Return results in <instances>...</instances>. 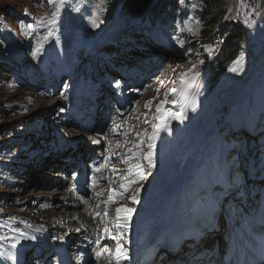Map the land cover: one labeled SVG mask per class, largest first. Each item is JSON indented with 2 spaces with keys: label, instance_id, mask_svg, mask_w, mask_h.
<instances>
[{
  "label": "rangeland",
  "instance_id": "rangeland-1",
  "mask_svg": "<svg viewBox=\"0 0 264 264\" xmlns=\"http://www.w3.org/2000/svg\"><path fill=\"white\" fill-rule=\"evenodd\" d=\"M234 2L235 15L247 35L243 53L249 43L250 17L264 8V1ZM103 6L104 0H63V3L61 0H0V209L3 210L0 237H4L0 239V251L4 255L2 258L0 255V264H7L10 256L5 248L18 244L19 237L31 227L16 219L32 220V215L21 207L27 201V194L36 193L29 198L30 206L40 195L37 191L43 193L37 180L53 173L59 174L62 180H70L77 159L68 164L62 159L54 160L58 154L54 146L66 134L63 127L72 132L80 131V126L99 127L94 132L104 136L110 126L131 123L133 136L127 145H134L144 155L147 173L141 169L136 172V176L144 180L140 185H128L127 197L145 203V193L141 197L144 187L155 174L161 176L167 164V161L162 162L169 160V153L180 144L182 136L188 134V126L202 115L207 104L203 103L199 79L202 66L208 62L190 53L189 47L172 29L152 24L149 8L135 21L116 18L106 22L102 18ZM200 7L198 2H191L183 24L196 43L200 40L201 26L193 9ZM215 20L218 22L219 17ZM93 21L97 27H93ZM29 24L33 27L28 28ZM220 27L223 30V25H219V30ZM232 46L235 43L230 42L228 47ZM217 50L214 45L203 51L211 59ZM203 91L206 94L205 89ZM251 101L253 105L259 103L264 110V91ZM244 111L235 112L232 119L223 122L214 157L215 167L226 172L223 183L231 189L228 191H237L242 198L250 191L251 182L246 174L251 162L264 183V114L258 120L256 134H245L240 127ZM173 114L182 116V121ZM54 131L55 134H48ZM166 131L169 134L166 135ZM103 146L101 152L108 159L105 156L102 165L111 168L114 163L109 158L113 147ZM72 149L82 150L77 146ZM219 152L223 159H219ZM73 153L66 154L75 156ZM149 153L151 165L157 166L153 174L149 172ZM104 172L105 169L100 174ZM52 188L55 185L48 189ZM132 191L137 194L132 195ZM66 196H69L68 190L62 194V204ZM136 207L135 203L131 209ZM177 212L180 216L175 212L170 224L199 217L192 208ZM20 216L25 217L20 220ZM34 221L43 222L40 217ZM219 222L223 223L221 216ZM11 224L14 227L8 228ZM115 228L108 234L112 241L123 232L122 224L116 223ZM200 241H188L185 245H197ZM45 247L38 243L24 252L9 250L14 251L12 254H24L26 259H31L26 261L29 264H50L51 247L43 251ZM21 262L17 260L16 264Z\"/></svg>",
  "mask_w": 264,
  "mask_h": 264
},
{
  "label": "bare ground",
  "instance_id": "bare-ground-1",
  "mask_svg": "<svg viewBox=\"0 0 264 264\" xmlns=\"http://www.w3.org/2000/svg\"><path fill=\"white\" fill-rule=\"evenodd\" d=\"M248 28L250 32L249 43L243 52V61L239 65L233 63L230 66L218 87L210 96L206 112L190 127L187 131L188 134L182 136L180 144L169 153V160L167 158L162 162L164 164L167 161V164L163 165L164 170L163 172L161 171V176L159 177V175L155 174V178L151 183L144 187L141 197L145 193V203L143 201L135 202L137 207L133 208L131 213L126 210L131 209L130 206L135 203L134 200L127 197V186L140 185L142 183L144 179L136 176L138 170L141 169L144 173H147L144 165V155L134 145L133 147L127 145V142L133 136L134 128L132 124L123 123L110 126L105 131L104 136L94 132L98 131L99 127L80 126L78 127L80 131L76 130L75 132H72V129L63 127L64 131H66L64 136L69 139V143L63 144V150L54 148L59 154L55 155L57 158L54 157L56 162L60 159H69L67 160L69 162L70 159L82 157L96 162L98 157L96 155L93 156V154L94 152L96 154L97 150L93 147V143H101L107 146L110 144L113 147L112 155L109 159L114 165L111 168H104L102 161L98 160L95 182L87 190L89 192L91 187L95 188L94 192L90 191L91 194L93 193L92 199L85 196V194H75L69 184L71 179L62 180L58 177L59 174L53 173L49 175L50 177L38 179L37 184L43 190V193L37 191L40 195L37 194L39 197L36 196V200L30 206L28 204L29 198L36 193L27 194V201L23 202L21 208L26 210L29 215H32L31 219L33 221L39 217L42 218L43 222L39 223H45V228L49 227L50 229L47 232L45 228L41 227L35 236L36 239H29L30 236L28 237L25 233L22 234L19 237L18 244H16L17 252L25 249L22 247L25 243L23 239L28 238L35 246L38 243L46 244L48 242L45 249L51 247V252L49 253L48 251V253L54 258L56 257V250L61 244V238L65 237L72 242L78 239L82 240L79 246H83L87 252L92 251L94 246L96 247V252H98L103 246L112 244L108 234L113 232V229H116V223H124L127 217L135 219L131 224L132 227L127 229L128 235L143 239L146 235H149V230L160 227L165 208L171 206L170 211L172 212L180 211L181 209L185 210L186 207L184 205L187 199L194 198L191 191L195 185L191 182L196 177V165L203 162L204 169H216L223 176L221 170L214 166L213 159L215 150L221 140L219 137L220 126L235 111H240L253 105L251 99L254 100L264 90V8L251 15ZM232 68H237V70L232 71ZM207 129L209 131L214 130V136L210 140L207 137L210 133ZM48 134H55V131L48 132ZM60 142L62 141L60 140ZM135 145L138 146L137 144ZM74 146L82 150L75 151L72 149ZM99 150H102V148ZM67 152H74L75 156H68ZM62 154L66 155L60 156ZM57 164L55 163V165ZM156 167L151 166L149 172L153 174V170H155L156 173ZM104 169L105 172L100 174ZM54 185L55 188L48 189ZM66 190H69V196L66 197L65 203L62 204L60 200ZM119 191L123 193H119ZM131 193L132 195L137 194L136 191ZM187 196L190 197L186 198ZM181 203L183 206H181ZM117 209H120L119 214ZM51 212L54 214H51ZM210 213L213 214H210L207 219L196 218L186 224H177L176 228L173 229L174 231L162 235V238L185 237L190 240L192 237H199L202 233H206L207 229L215 225L216 228L211 229L207 234L217 232L219 233V241L223 242L227 229L221 226L223 223L217 222L216 212L212 211ZM178 214L176 212L175 215ZM24 217L20 216V219H24ZM172 217L173 214H171L169 220ZM192 217L194 218L195 216ZM27 225L30 224L28 223ZM27 233L29 234V229ZM45 237L46 239H43ZM212 241L214 240L207 239L199 243L210 245ZM28 247L26 246V248ZM159 250L166 254L163 248H159ZM104 253L101 251L99 254L104 255ZM13 255L24 259V256L20 253ZM16 261L17 259L15 261L7 260V264H15ZM89 261L87 264H94L93 260ZM103 262L99 261L98 264H103ZM153 264H164V262L155 259Z\"/></svg>",
  "mask_w": 264,
  "mask_h": 264
},
{
  "label": "trees",
  "instance_id": "trees-1",
  "mask_svg": "<svg viewBox=\"0 0 264 264\" xmlns=\"http://www.w3.org/2000/svg\"><path fill=\"white\" fill-rule=\"evenodd\" d=\"M191 2H198L201 6L193 9L201 26L198 43L194 42L193 37L178 31L188 15L187 8ZM148 7L152 24L158 23L164 28H173L175 34L178 31L177 34L185 39L184 44L189 47L190 53L208 62L202 66V71L203 79L211 91L247 40L246 31L237 20V14L235 15L234 0H104L102 18L106 22L116 18L137 20ZM216 16L219 17L218 22L215 20ZM220 24L223 25V30L222 27L219 30ZM230 42L232 45L235 43L233 48L228 47ZM214 45L218 50L213 58L208 59L207 52L203 50Z\"/></svg>",
  "mask_w": 264,
  "mask_h": 264
},
{
  "label": "snow or ice",
  "instance_id": "snow-or-ice-1",
  "mask_svg": "<svg viewBox=\"0 0 264 264\" xmlns=\"http://www.w3.org/2000/svg\"><path fill=\"white\" fill-rule=\"evenodd\" d=\"M181 2H183V0H181ZM61 3H63V0H61ZM195 6V5H194ZM78 10V9H77ZM25 11H27V10H25ZM92 24H93V27H97L98 25L96 24V22L95 21H93L92 22ZM33 26L31 25V24H29L28 25V28H32ZM52 33H49V35H51ZM47 38V37H46ZM243 53H241V55L235 60V61H233V63L234 64H236V65H239L242 61H243ZM193 67H195V66H193ZM232 71H236L237 70V68H232L231 69ZM198 75V74H197ZM119 85V82L117 81V86ZM194 110V109H193ZM61 111H63V109H61ZM173 115H176V114H173ZM176 118L177 119H180L181 121H182V119H183V117L182 116H179V115H176ZM155 135V134H154ZM149 147H152V145H149ZM148 159H149V166H152L151 165V153H149V156H148ZM132 199L133 200H135V197H132ZM128 213H131L133 210L132 209H127L126 210ZM119 212H120V209H117V213L119 214ZM124 227L125 228H127V223L125 222V224H124ZM0 239H4V237H0ZM29 239H36V237H29ZM62 239V238H61ZM12 247L13 248H15L16 247V244L14 243V244H12ZM0 255H3L2 253H0ZM127 259L128 257H127V255H126V253L125 252H122L121 251V248H120V246L118 245L117 246V252H116V259H117V261H119L120 259ZM9 259H11V260H13V261H15L16 260V256L15 255H10L9 256Z\"/></svg>",
  "mask_w": 264,
  "mask_h": 264
}]
</instances>
